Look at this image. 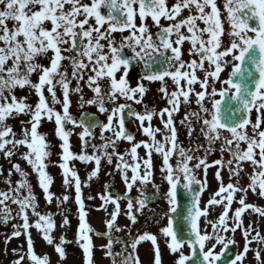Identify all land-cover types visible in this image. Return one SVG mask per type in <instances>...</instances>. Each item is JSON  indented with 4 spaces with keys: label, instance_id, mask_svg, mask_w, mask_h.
I'll return each instance as SVG.
<instances>
[{
    "label": "snow or ice",
    "instance_id": "1",
    "mask_svg": "<svg viewBox=\"0 0 264 264\" xmlns=\"http://www.w3.org/2000/svg\"><path fill=\"white\" fill-rule=\"evenodd\" d=\"M152 85L166 102L162 108L146 102ZM74 104L79 115L71 111ZM44 123L54 125L58 144L40 131ZM0 157L9 165L0 164V225L11 224L10 232L0 233L4 254L12 240L24 237L11 250V264H51L47 253L37 254L33 229L60 264L67 259L65 245L73 241L61 235L57 242L53 233L57 214L59 227L70 225L63 208L70 196L50 191L52 166L61 169L65 192L74 189L75 244L83 264H97L94 236L106 240L99 250L110 264H142L145 242L150 264H164L161 241L172 264H245L249 253L251 264H264L258 227L264 206L248 202L249 193L264 199V0H0ZM19 161L57 213L40 210ZM75 161L92 165L86 179ZM104 165L112 169L108 176L119 174L125 191L103 185L96 210L107 219L100 232L88 222L82 188ZM210 169L218 187L203 202ZM217 207L220 213L210 219ZM245 214L257 220L245 225ZM121 216L129 224L121 226ZM142 216L159 226L157 233L133 232ZM238 231L243 250L231 255Z\"/></svg>",
    "mask_w": 264,
    "mask_h": 264
},
{
    "label": "rangeland",
    "instance_id": "2",
    "mask_svg": "<svg viewBox=\"0 0 264 264\" xmlns=\"http://www.w3.org/2000/svg\"><path fill=\"white\" fill-rule=\"evenodd\" d=\"M22 94L23 93L18 92V95H22ZM253 118H254V115H253ZM22 119H24V117H22ZM10 123H12L17 128V130H19V128L17 127L19 125L18 121L13 120V121H10ZM52 126H53L52 123H44L40 129L41 132L48 134V137L50 140H52V136L54 133V131L51 130ZM52 142H55L57 144V141L52 140ZM73 148H75V147H73ZM21 151H23V149ZM76 151L78 152L79 149H76ZM58 153H59V148L58 147L54 148V154L52 156V160L54 162L58 160ZM217 156H218V154L215 155V159L218 158ZM15 159L16 158L13 157V160H15ZM19 162L21 163L22 168H24L26 171H28L30 173L29 179L34 186V190L36 192L38 202L40 204V210L46 211V212L51 211L53 213H57L58 209H57L55 202H53L51 205H47L45 203L44 198H43V193L37 186V178H36L35 174L31 173L30 167L23 161H19ZM0 164H3L5 170H7L9 167L8 163L5 160H3L2 157H0ZM104 168H105V165H104L102 171H104ZM246 170L248 173L251 172V168H246ZM48 171L52 175V177L54 178V184L51 187L50 191L55 193L57 196H61L63 194H67L70 196V199L67 202V204L63 205V208L65 209L66 213L68 214L70 225L66 226L64 228H61L59 226L62 223V216L57 214L54 217L57 228L55 229L53 235H54V237L57 238V242H58V238L61 235H63L68 241H73V243H69V244L65 245L66 252H67V259L65 261H63V264H83L81 249L75 244L77 226H78V209H77V205L75 204V200H74V196H75L74 189H69L67 192H65V189L62 187L61 169H59V167L52 166L48 169ZM214 171H215V169H214ZM213 173L209 178L211 181V189H209V191L204 193V195L202 197L203 202H206L210 196L211 191L215 190L218 187L217 183L212 179ZM222 175L224 178V183L227 184L229 182L227 171H224L222 173ZM17 179H18V177L14 174L12 177V180L15 182ZM101 179L102 178L100 175L98 180L100 181ZM247 182H248L247 176L244 175V178L242 179L241 183L246 185ZM3 187H4V185L0 184V188H3ZM103 191H104V189L99 187V183L97 186H94L92 188L87 187L88 195L90 193L92 196L97 197L95 200H91V201L87 200V202H86V204H87L86 210L89 211V216L87 219H88V222L90 223V225L92 226V228L95 229L96 231H100V232L105 231L104 221L107 218L106 212L96 210L102 203L101 200L98 198V194L102 193ZM254 199H255V197L251 193H249L248 202L254 203L255 202ZM123 206H124V202H122V207ZM159 206H160V208L166 210V205L164 203L159 204ZM237 206L238 205H236L235 203L233 204V208H235ZM152 207H156V205H152ZM108 211L109 212L112 211V206L108 207ZM220 211H221V208L217 207L215 213L213 214V216L210 217V219H215L216 216L220 213ZM243 219H244V223L248 224L250 220H253V221L257 220V217L255 215L249 216L247 214L244 216ZM262 222L264 223V219L259 220L258 227L260 228L261 233L264 234V226H262ZM118 223L121 226L129 224V222L127 221V219L124 216L119 217ZM164 223H166V221ZM132 227H133V232H136L137 230H141V231L146 230V231L151 232V233H157L159 226L150 220H146L145 217L142 216L139 218V223L136 226H132ZM10 229H11V224H9L7 227L0 225V233L6 232V231L10 232ZM209 231H211L210 228H209ZM32 233H33V236L35 238V250H36L37 254L42 255V254L47 253L50 256L51 264H60L58 255L54 252L53 247L46 245V243L42 239H40L39 236H37L36 231L34 229L32 230ZM114 235L123 236L126 234L125 233H119V234H114ZM93 239H94L95 244L98 246L97 250L95 252V260H96L97 264H110V261L108 259H104L103 253L99 250V245L105 244L106 240L96 238L95 236L93 237ZM235 240H240L241 243L244 244V240H243L239 231L235 234ZM23 243H24V237L12 240L11 243L8 245V253H7V255H5L4 254V247L5 246L3 243V238H2V236H0V254H1L2 258H3L2 254H4L6 256L7 261H5V264H11V261L16 259V257L12 255L11 250L13 248H16L19 244H23ZM25 248H26V244H25ZM161 248H162V251L164 252V255H163L164 264H172V260L174 258L167 253V250L165 249L162 241H161ZM114 250L119 251L120 245H118V244L115 245ZM185 251H187V249ZM217 251H219V248H217ZM139 255H140L142 264H150L151 259H152V251H151L150 242H145L142 244V246H140ZM262 255H264V253ZM251 261H252V254H248V257L245 260V264H251ZM25 264H28V262L25 261Z\"/></svg>",
    "mask_w": 264,
    "mask_h": 264
},
{
    "label": "flooded vegetation",
    "instance_id": "3",
    "mask_svg": "<svg viewBox=\"0 0 264 264\" xmlns=\"http://www.w3.org/2000/svg\"><path fill=\"white\" fill-rule=\"evenodd\" d=\"M220 2L222 3V0H220ZM185 14H186V13H185ZM227 42H228L227 39H225V43H227ZM225 75H226V74H225ZM133 84H135V79L133 80ZM157 88H158V85H152V86H151V90H150L148 96L146 97V102L149 104V106H153V105H154L157 109H159V108L164 107L166 102L160 99L159 95L157 94ZM89 95H90V93H89ZM86 110H90V111H92V112L95 111L94 108H88V109H86ZM101 119H103V117H101ZM178 119H179V117H178ZM154 123L158 125V124H159V121H154ZM128 127H129V130H130V131H132V132H136V127H135V125H129ZM142 138H143V137H141V136L137 133V139H142ZM180 140H181V141H184V143L187 144L186 134H185V132H184L183 129L180 130ZM78 142H79V141H78ZM123 147H126V145H122V148H123ZM140 152H141V155H143V149H141ZM217 157H218V156H217ZM214 159H215V158H214V155H213V156H211V157L209 158V162H211V161L214 160ZM154 160H156V162L159 163V158H158V157H155V156H154ZM106 167H108V166L106 165ZM111 170H112V169H111V167L109 166L108 169H107V171H106V174H105V178H106L105 183L112 184V185L114 186L115 191H117V192L123 194V192L121 191V188H122L123 186H122V182H121V180H120L119 174H117L115 177H110V176L107 175V173L110 172ZM212 171H214V169H210V170H209V175L212 173ZM157 175H159V174L157 173ZM149 190L151 191V187H150V186H149ZM133 192H135V191H133ZM135 193H136V192H135ZM132 194H133V193H132ZM160 201H162V200H160ZM158 202H159V201H158ZM260 205H264V202H261ZM262 226H264V223H263V222H262ZM259 229H260V228H259ZM251 254H252V253H251Z\"/></svg>",
    "mask_w": 264,
    "mask_h": 264
},
{
    "label": "water",
    "instance_id": "4",
    "mask_svg": "<svg viewBox=\"0 0 264 264\" xmlns=\"http://www.w3.org/2000/svg\"><path fill=\"white\" fill-rule=\"evenodd\" d=\"M231 255H235V254H231Z\"/></svg>",
    "mask_w": 264,
    "mask_h": 264
}]
</instances>
